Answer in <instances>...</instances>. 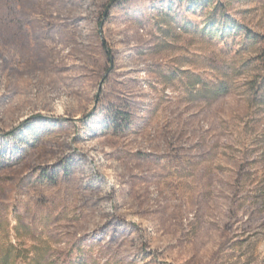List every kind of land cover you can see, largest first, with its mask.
Instances as JSON below:
<instances>
[{
	"label": "rangeland",
	"instance_id": "1",
	"mask_svg": "<svg viewBox=\"0 0 264 264\" xmlns=\"http://www.w3.org/2000/svg\"><path fill=\"white\" fill-rule=\"evenodd\" d=\"M0 264H264V0H0Z\"/></svg>",
	"mask_w": 264,
	"mask_h": 264
}]
</instances>
